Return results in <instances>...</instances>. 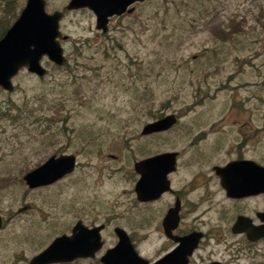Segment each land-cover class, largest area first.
Wrapping results in <instances>:
<instances>
[{
    "label": "rangeland",
    "instance_id": "374dc122",
    "mask_svg": "<svg viewBox=\"0 0 264 264\" xmlns=\"http://www.w3.org/2000/svg\"><path fill=\"white\" fill-rule=\"evenodd\" d=\"M15 1V13H6L0 0V32L27 0ZM48 1L52 12L68 0ZM163 2L146 0L107 35L91 10L70 12L66 46L80 53L70 56L73 72L44 57L47 75L23 69L14 92L0 88V214L29 206L0 230V264L31 259L85 211L91 220L105 209L137 208L122 192L133 186L135 158L151 153L141 130L154 118L180 116L155 149H181L202 130L234 131L264 116V0H180V10ZM8 100L36 102L35 115L2 116ZM58 151L78 153L77 172L29 188L24 174Z\"/></svg>",
    "mask_w": 264,
    "mask_h": 264
},
{
    "label": "flooded vegetation",
    "instance_id": "af4514ba",
    "mask_svg": "<svg viewBox=\"0 0 264 264\" xmlns=\"http://www.w3.org/2000/svg\"><path fill=\"white\" fill-rule=\"evenodd\" d=\"M70 2L71 0H68L62 7L54 10L64 13L60 20V29L63 36L68 37L60 38V41L67 63L65 65L53 63L59 69L73 72L70 56L71 54L78 56L80 53L75 48L68 50L66 43L71 37L63 30V21L70 12L91 9L88 7L68 9ZM141 3L143 2L131 4L128 9L134 8L132 12L127 10L121 15L115 14L109 17L105 31L97 27V16L91 10L95 15L96 28L102 35H107L114 21H122L127 15L135 13ZM46 9L51 12L48 0H46ZM172 114L176 117L172 127L150 134H143V128L141 130L142 136L151 139V153L139 159L135 158L134 175L130 177L131 180L134 179L133 186L122 192L137 208L105 209L101 212V217L91 220L86 218L92 214L90 211L76 215L70 229L67 230L70 231L67 235L70 237L74 235L79 222L88 229L100 227L102 247L93 256H80L71 261L47 264H106L102 259L109 251L116 248L121 240L119 229L126 232L134 249L132 251L142 257L146 261L145 264H264V189L261 185L264 182V116L259 118L260 122L256 124L248 118L243 128L234 131L218 127L212 131L208 130V134L207 130H202L181 149L176 147L155 149L156 141L162 133L171 132L180 122V116L176 113L164 116ZM164 116L156 117L153 121ZM57 121V118H51L52 124ZM64 129L69 131L66 126ZM56 130H59L58 127L52 129L53 132ZM90 135L89 133L88 136ZM70 136L67 139L68 143ZM209 136L212 139L210 142L213 141L212 150H207L203 146L204 143L209 142ZM87 147L85 146L86 149ZM62 154L76 155L75 169L66 176L73 175L81 166L77 152L58 151L48 156L41 164L51 156ZM163 154L170 155L151 162L149 166L151 197L146 201L140 200L136 185L141 174L136 170L135 163ZM230 165L237 166L232 169L230 167L228 172L232 182H242L248 171L251 175L253 169V178L260 180V191L230 195L222 184V176L218 171ZM245 165L250 166L251 169L244 170L242 166ZM117 171L121 173L122 169L118 168ZM16 213L0 214L5 219V224L0 230L14 220ZM42 251H38L37 254ZM35 256L28 260L24 258L22 264H31ZM130 257L127 250H121L119 258L122 263L129 261Z\"/></svg>",
    "mask_w": 264,
    "mask_h": 264
},
{
    "label": "water",
    "instance_id": "95a60500",
    "mask_svg": "<svg viewBox=\"0 0 264 264\" xmlns=\"http://www.w3.org/2000/svg\"><path fill=\"white\" fill-rule=\"evenodd\" d=\"M144 1L146 0H71L67 8H90L97 16V27L105 31L109 17L115 14L121 15L127 10L132 12L134 8L128 9L131 4ZM63 15L64 13L59 10L52 13L48 12L46 0L26 1L19 16L0 38V88L14 92L16 85L13 79L23 69H27L28 72L40 77L47 75L48 69L42 61L44 57L57 65L67 63L64 48L60 41V38L68 37L67 35L63 36L60 29V20ZM175 121L176 117L173 114L164 116L146 123L142 133L150 134L155 131L166 130L172 127ZM168 155L170 154L146 158L135 163L136 170L141 174L136 185L140 200L146 201L151 197L149 190V166L151 162L161 160ZM76 163L75 154L54 155L43 164L28 171L23 179L31 189L47 186L71 173L75 169ZM230 167L231 165L218 169L222 176V184L230 195H243L260 191V180L253 178V169L251 175L248 171L242 182H232L233 180L228 175ZM236 167L232 166L231 169ZM242 167L244 170L251 169L248 165ZM261 170L263 172L262 168ZM262 172L260 173L262 174ZM261 185L264 189V182ZM27 208L29 206L20 209V211ZM4 224L5 219L0 215V228ZM100 230V227L88 229L82 222H79L73 236L63 234L56 237L46 249L31 260V264L71 261L80 256H93L102 247ZM118 232L121 238L118 246L109 251L102 260L106 264H145L146 261L132 251L133 247L126 232L122 229H119ZM122 249L127 250L128 255L131 256L130 260L124 263L119 258Z\"/></svg>",
    "mask_w": 264,
    "mask_h": 264
},
{
    "label": "trees",
    "instance_id": "16d2710c",
    "mask_svg": "<svg viewBox=\"0 0 264 264\" xmlns=\"http://www.w3.org/2000/svg\"><path fill=\"white\" fill-rule=\"evenodd\" d=\"M163 5L164 7L166 6V10H169L171 6H168L170 4H173L174 7L178 10H180V7L183 6V3L180 2V0H163ZM196 1V0H194ZM4 6V11L6 13H15V10L17 8V4L15 0H5L3 3ZM181 13V11H179ZM12 24L8 23L7 25L3 26L0 32V38L5 34L7 29L11 26ZM212 30L216 32L215 29ZM58 67V66H56ZM59 68V67H58ZM6 106L2 109L3 111L1 114L2 116H33L35 115V110H37L35 104L36 102H25L21 106L15 105L12 101H5ZM8 104V105H7ZM15 121V120H14ZM6 180V178H5Z\"/></svg>",
    "mask_w": 264,
    "mask_h": 264
}]
</instances>
